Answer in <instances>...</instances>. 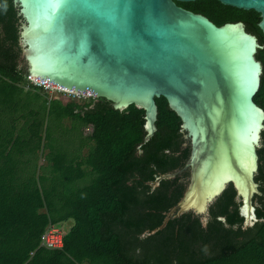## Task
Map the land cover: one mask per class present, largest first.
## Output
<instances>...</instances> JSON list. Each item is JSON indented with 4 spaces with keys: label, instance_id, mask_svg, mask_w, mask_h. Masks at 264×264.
Returning <instances> with one entry per match:
<instances>
[{
    "label": "trees",
    "instance_id": "16d2710c",
    "mask_svg": "<svg viewBox=\"0 0 264 264\" xmlns=\"http://www.w3.org/2000/svg\"><path fill=\"white\" fill-rule=\"evenodd\" d=\"M176 3L216 25L242 22L256 35L262 73L253 101L264 111L260 14L218 0ZM20 18L12 0H0V264H264V128L257 149L254 179L259 193L253 196V224L242 226L241 203L228 184L209 205L205 226L198 215L186 211L156 233L142 235L162 223L188 183L187 169L152 186L158 176L181 169L188 160L190 147L183 145L179 115L165 97H155V130L145 141L143 107L114 108L104 97L83 102L50 98L36 87L24 91ZM26 92L29 101L22 98ZM13 107L15 114L21 111L20 126ZM66 118L74 127L92 126L86 136L92 143L79 158L51 147L47 157L53 169L44 184L19 163L52 145V124ZM88 175L90 181L79 186L77 181ZM68 222L62 248L40 245L49 224Z\"/></svg>",
    "mask_w": 264,
    "mask_h": 264
},
{
    "label": "water",
    "instance_id": "95a60500",
    "mask_svg": "<svg viewBox=\"0 0 264 264\" xmlns=\"http://www.w3.org/2000/svg\"><path fill=\"white\" fill-rule=\"evenodd\" d=\"M20 18L26 76L62 89L104 97L114 108L145 110L146 141L155 130V97L179 115L187 162L152 182L189 169L187 186L157 227L186 211L206 225L208 207L228 184L236 191L243 227L255 221L251 199L264 111L253 101L262 64L256 35L242 22L216 25L176 1L12 0ZM260 14L264 0H218ZM223 219V217H220Z\"/></svg>",
    "mask_w": 264,
    "mask_h": 264
},
{
    "label": "rangeland",
    "instance_id": "374dc122",
    "mask_svg": "<svg viewBox=\"0 0 264 264\" xmlns=\"http://www.w3.org/2000/svg\"><path fill=\"white\" fill-rule=\"evenodd\" d=\"M21 85H23V90L24 91H33V88H27L26 87V83H22ZM37 89H39L38 87H36ZM41 90V89H40ZM41 92H44L43 90H41ZM46 93V92H44ZM46 95H48L50 98L53 97H59V98H64L65 100H69L70 97H66L65 95H61V94H56V93H51L48 94L46 93ZM28 98L27 101L30 100L31 96L28 92H26V94L22 95V98ZM71 99V98H70ZM87 100V99H86ZM79 102H83L84 100H78ZM13 106V105H12ZM22 112H25V110H23ZM21 113V111H18L17 114H15V110L13 107V115L16 118H19L17 120V125L16 126H20L22 124V119L20 118L19 114ZM73 122L69 119L66 118L64 120H62L61 122H59L57 125L56 123L52 124V127L54 129V137L55 139L52 141V145H46L43 149V151H41L39 153V160L41 159V162H45L47 160V156H48V152L50 151L51 147H54L55 149H60L61 152L65 151L64 153L68 154V157L71 158H79L81 157V155H85L88 152L89 149V145L92 143L89 139L86 138V136H88L91 132H92V126H85V127H81L79 124L77 126H73L72 125ZM80 126V127H79ZM71 127L72 130L68 129ZM46 142H48L46 140ZM91 177L85 176L81 179H79L77 181V184L79 186H83L85 184H87L90 181ZM67 224V223H66ZM69 224V222H68ZM65 224H60V226L62 227L63 230L68 229V226H64ZM64 226V228H63ZM66 227V228H65Z\"/></svg>",
    "mask_w": 264,
    "mask_h": 264
},
{
    "label": "built area",
    "instance_id": "2783aa9c",
    "mask_svg": "<svg viewBox=\"0 0 264 264\" xmlns=\"http://www.w3.org/2000/svg\"><path fill=\"white\" fill-rule=\"evenodd\" d=\"M25 83L27 88L38 87L48 94L51 93L61 94L77 101L86 100L89 98H96L95 95H89V94L62 89L59 87L45 84L28 76H26ZM63 239H64V230L56 224H49L41 235L40 245L47 249H60L63 247L64 244Z\"/></svg>",
    "mask_w": 264,
    "mask_h": 264
},
{
    "label": "crops",
    "instance_id": "0c3cea01",
    "mask_svg": "<svg viewBox=\"0 0 264 264\" xmlns=\"http://www.w3.org/2000/svg\"><path fill=\"white\" fill-rule=\"evenodd\" d=\"M8 123H9V120H8ZM39 153L37 154L36 158L31 159L29 162H26L25 159H21L23 163L21 164V162H20L19 166L23 167L28 172H33L34 171L35 172V173H33L34 174L33 175L34 178L36 177L38 179L39 177H41V178H43V183L47 184L46 177H50L51 176L52 169H53V167H52L53 164L48 159V157H47V160L45 162L44 161L41 162V159L39 160ZM24 173H27V172H24ZM68 225L69 224L67 223L64 226H68ZM58 226H60V225H58ZM64 226H63V228H64Z\"/></svg>",
    "mask_w": 264,
    "mask_h": 264
},
{
    "label": "flooded vegetation",
    "instance_id": "af4514ba",
    "mask_svg": "<svg viewBox=\"0 0 264 264\" xmlns=\"http://www.w3.org/2000/svg\"><path fill=\"white\" fill-rule=\"evenodd\" d=\"M188 146V145H187ZM185 170H187V169H185ZM189 170V169H188ZM184 171V170H183ZM181 173V172H180ZM179 173V174H180ZM178 175V174H177ZM176 175V176H177ZM158 183H159V180H158ZM157 183V185L156 186H154V187H157L159 184ZM237 197V196H236ZM237 200L239 201V199L237 198ZM240 202V201H239ZM251 203H252V205H253V207H254V209H255V204H256V202H255V200H254V197H252V199H251ZM241 206V205H240ZM239 211H241L240 209H239ZM241 213V215H243L242 214V212H240ZM254 214H255V211H254ZM244 218V217H243ZM242 226H243V224H242Z\"/></svg>",
    "mask_w": 264,
    "mask_h": 264
}]
</instances>
